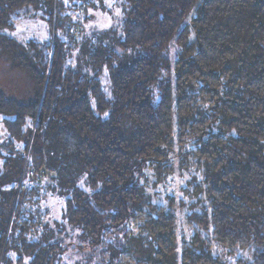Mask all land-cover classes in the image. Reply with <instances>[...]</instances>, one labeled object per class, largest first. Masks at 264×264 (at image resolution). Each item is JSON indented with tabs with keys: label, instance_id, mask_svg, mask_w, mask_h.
I'll use <instances>...</instances> for the list:
<instances>
[{
	"label": "trees",
	"instance_id": "1",
	"mask_svg": "<svg viewBox=\"0 0 264 264\" xmlns=\"http://www.w3.org/2000/svg\"><path fill=\"white\" fill-rule=\"evenodd\" d=\"M120 4L118 32L81 38L64 0H0V63L28 88L0 83V264H60L65 227L36 207L50 192L82 264H226L214 246L264 264V0ZM19 13L48 40H15ZM174 165L200 175L182 189V243L183 201L147 194Z\"/></svg>",
	"mask_w": 264,
	"mask_h": 264
},
{
	"label": "rangeland",
	"instance_id": "2",
	"mask_svg": "<svg viewBox=\"0 0 264 264\" xmlns=\"http://www.w3.org/2000/svg\"><path fill=\"white\" fill-rule=\"evenodd\" d=\"M88 0H85L87 3ZM84 3V4H85ZM121 0H92L91 3L87 5L80 6L78 1L74 0H64V5L71 8L70 12H74L75 21L83 30L81 38H89L95 33H103L107 30H120L121 24ZM37 15L32 13H19L18 16L14 18L15 26L9 34L14 37L19 43L24 44L27 40L34 41H47L49 38V32L47 30L46 24ZM61 35V34H60ZM78 52L73 51L72 57L69 63L72 67L76 64V57ZM101 83L104 87V91L108 93L109 84L107 83L106 74L101 77ZM0 83L6 92L13 94H25L27 91L26 83L20 77H15L12 73H5V66L0 63ZM5 131L0 125V144L6 139ZM199 174L195 173L193 170H179L177 165H174L173 173L163 182L157 184H151L152 179L149 178L150 183L147 188V194L152 197L154 204L159 206H164L169 202L170 197L174 198L175 204L178 201H183L182 206H180V213L177 214L178 223V240L179 243L187 240L190 235L189 228H187V223L185 217L190 214V204L191 201L182 193V189L187 187L188 182H191L193 178L199 179ZM25 187L31 186V182L25 183V181L20 182V185ZM33 184V182H32ZM19 185L18 189H21ZM44 186V183H41ZM41 186V187H42ZM78 187H84V179L80 180ZM87 190V189H86ZM63 198H60L56 193L51 192L40 200L39 204L36 206L38 212L43 215V223L48 225L49 228L55 230L56 227L60 229V226L65 227V232L61 233L62 245L65 249L64 253L61 255L60 264H82L85 258L88 256L87 249H82L83 244L77 240V232L72 231L67 226L65 222L61 219L62 209H63ZM189 205V206H188ZM192 212V209H191ZM214 254L220 255L221 260L226 264H235L236 259L241 257H247L245 252L237 253L234 255H228L227 252L220 247H213ZM10 264H16V257L12 253L7 256ZM28 259L24 260V264H27Z\"/></svg>",
	"mask_w": 264,
	"mask_h": 264
}]
</instances>
